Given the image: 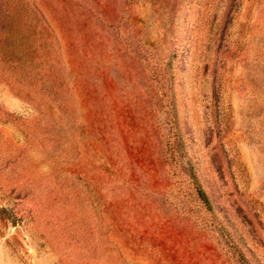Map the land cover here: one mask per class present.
<instances>
[{"label":"rangeland","instance_id":"374dc122","mask_svg":"<svg viewBox=\"0 0 264 264\" xmlns=\"http://www.w3.org/2000/svg\"><path fill=\"white\" fill-rule=\"evenodd\" d=\"M0 264H264V0H0Z\"/></svg>","mask_w":264,"mask_h":264},{"label":"trees","instance_id":"16d2710c","mask_svg":"<svg viewBox=\"0 0 264 264\" xmlns=\"http://www.w3.org/2000/svg\"><path fill=\"white\" fill-rule=\"evenodd\" d=\"M196 196H197L201 201H203V203H204L206 206H209V205H210V202H209V200H208L206 194H205L201 189H197Z\"/></svg>","mask_w":264,"mask_h":264}]
</instances>
